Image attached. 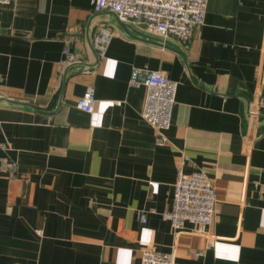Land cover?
Returning <instances> with one entry per match:
<instances>
[{"label":"crops","instance_id":"obj_1","mask_svg":"<svg viewBox=\"0 0 264 264\" xmlns=\"http://www.w3.org/2000/svg\"><path fill=\"white\" fill-rule=\"evenodd\" d=\"M103 26L114 35L97 56ZM73 36L77 61L64 64ZM263 47L264 0H207L187 48L94 12L93 0L0 5V264H140L145 248L174 264H264ZM134 70L177 83L164 144L141 117ZM87 90L91 113L76 107ZM199 169L214 222L176 233L163 218L173 183Z\"/></svg>","mask_w":264,"mask_h":264},{"label":"built area","instance_id":"obj_2","mask_svg":"<svg viewBox=\"0 0 264 264\" xmlns=\"http://www.w3.org/2000/svg\"><path fill=\"white\" fill-rule=\"evenodd\" d=\"M12 1L0 0V5ZM206 3L207 0H93V10L109 11L121 22L163 41L176 38L187 48L194 32L203 23ZM113 35L114 32L108 26H103L92 38L91 46L97 56H103ZM78 38L73 36L65 40L64 64L77 61L69 50V44ZM257 80H264V47L257 68ZM129 84L134 88L146 90L141 117L156 130L157 142L164 144V131L171 124L177 83L160 71L150 70L142 73L134 70L130 75ZM94 103L93 92L87 90L76 100V107L91 113ZM2 168L12 176L15 164L4 162ZM216 203L214 186L204 170H194L190 173L178 170L173 183L172 206L163 214V218L169 221L176 233L186 224H191L193 232L203 234L214 222ZM139 217L142 222L145 221L144 214ZM140 264H174V256L173 253L145 248Z\"/></svg>","mask_w":264,"mask_h":264},{"label":"water","instance_id":"obj_3","mask_svg":"<svg viewBox=\"0 0 264 264\" xmlns=\"http://www.w3.org/2000/svg\"><path fill=\"white\" fill-rule=\"evenodd\" d=\"M125 27V26H124Z\"/></svg>","mask_w":264,"mask_h":264}]
</instances>
